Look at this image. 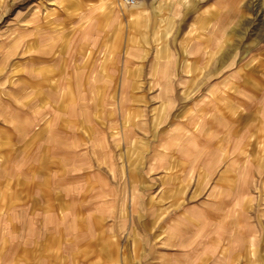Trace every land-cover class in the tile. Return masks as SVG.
I'll list each match as a JSON object with an SVG mask.
<instances>
[{
	"label": "rangeland",
	"instance_id": "374dc122",
	"mask_svg": "<svg viewBox=\"0 0 264 264\" xmlns=\"http://www.w3.org/2000/svg\"><path fill=\"white\" fill-rule=\"evenodd\" d=\"M143 4L0 0V264H264V0Z\"/></svg>",
	"mask_w": 264,
	"mask_h": 264
},
{
	"label": "crops",
	"instance_id": "0c3cea01",
	"mask_svg": "<svg viewBox=\"0 0 264 264\" xmlns=\"http://www.w3.org/2000/svg\"><path fill=\"white\" fill-rule=\"evenodd\" d=\"M102 2V7H105V9H108V12H112L113 11V6H114V3L112 0H100ZM199 1V0H198ZM145 2V0H139L138 4L135 6V7H132V8H129V9H125L124 11L123 10H120L119 12H117V16L118 18H122V19H125V20H128V27H127V30H131V27H132V24H133V20H138V18L140 17L141 15V11H139V8L140 7H143L142 4ZM197 3V2H196ZM144 5V4H143ZM124 8H127V7H124ZM145 9V8H144ZM145 11H150L148 10V6H146V10ZM133 28V27H132ZM197 46V44H196ZM174 54V53H173ZM183 55V54H182ZM176 55H174V59L176 58L175 57ZM195 60H198L200 58H198V56H195V58H193ZM228 98V97H227ZM229 115V114H228ZM229 117V116H228ZM229 119L226 118V122L228 121ZM229 122V121H228ZM82 233V232H81ZM80 231H79V234H81ZM53 237H55V235H52ZM41 240V241H40ZM42 238H35V239H32L29 243L25 244V246H22L19 250V252L23 253L22 256H20L21 258V263L22 264H36L37 262L38 263H42L44 258L46 257V259H50L52 256H45L43 253H45V251H49V249H47L46 247H44L42 244ZM53 244H55V239L53 241ZM86 247V246H85ZM54 248V246H53ZM53 248H51L50 251L53 252ZM86 249H88V247L84 248V249H79V258H88L86 255L84 256V251H86ZM34 253L36 254V256L34 255ZM34 256L36 257V259H34ZM53 258V257H52ZM55 258V257H54ZM41 259V260H40ZM90 257L88 259H86V262L87 264H91L90 262ZM35 263H34V262ZM55 261V260H54ZM37 263V264H38Z\"/></svg>",
	"mask_w": 264,
	"mask_h": 264
},
{
	"label": "built area",
	"instance_id": "2783aa9c",
	"mask_svg": "<svg viewBox=\"0 0 264 264\" xmlns=\"http://www.w3.org/2000/svg\"><path fill=\"white\" fill-rule=\"evenodd\" d=\"M115 2L123 7H133L137 5L139 0H115Z\"/></svg>",
	"mask_w": 264,
	"mask_h": 264
},
{
	"label": "bare ground",
	"instance_id": "6f19581e",
	"mask_svg": "<svg viewBox=\"0 0 264 264\" xmlns=\"http://www.w3.org/2000/svg\"><path fill=\"white\" fill-rule=\"evenodd\" d=\"M114 2H115V0H114ZM138 4V3H137ZM136 6V5H135ZM135 6H133V7H135ZM127 8H132V7H127Z\"/></svg>",
	"mask_w": 264,
	"mask_h": 264
}]
</instances>
